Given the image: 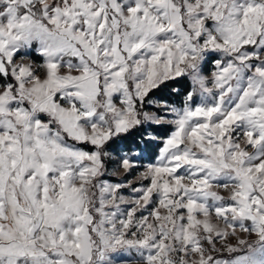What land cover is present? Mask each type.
<instances>
[{"label":"snow or ice","instance_id":"obj_1","mask_svg":"<svg viewBox=\"0 0 264 264\" xmlns=\"http://www.w3.org/2000/svg\"><path fill=\"white\" fill-rule=\"evenodd\" d=\"M0 264H264V0H0Z\"/></svg>","mask_w":264,"mask_h":264},{"label":"rangeland","instance_id":"obj_2","mask_svg":"<svg viewBox=\"0 0 264 264\" xmlns=\"http://www.w3.org/2000/svg\"><path fill=\"white\" fill-rule=\"evenodd\" d=\"M33 59H35V57L33 56L32 57ZM151 161H148V160H144V161H142V163H150ZM139 171H143V169L141 168V169H139ZM130 179H132V177H130ZM126 195L128 194V193H125ZM255 237H252V239H254Z\"/></svg>","mask_w":264,"mask_h":264},{"label":"trees","instance_id":"obj_3","mask_svg":"<svg viewBox=\"0 0 264 264\" xmlns=\"http://www.w3.org/2000/svg\"><path fill=\"white\" fill-rule=\"evenodd\" d=\"M34 57H35V56H34ZM168 131H170V129L162 130L161 135H162V136H163V135H166ZM146 160L151 161V157H150L149 159H146Z\"/></svg>","mask_w":264,"mask_h":264}]
</instances>
